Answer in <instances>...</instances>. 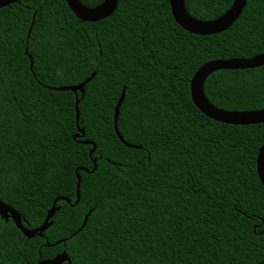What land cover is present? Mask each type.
Returning <instances> with one entry per match:
<instances>
[{"label":"trees","instance_id":"16d2710c","mask_svg":"<svg viewBox=\"0 0 264 264\" xmlns=\"http://www.w3.org/2000/svg\"><path fill=\"white\" fill-rule=\"evenodd\" d=\"M77 1L86 9L103 2ZM233 1L183 5L209 22ZM263 52L264 0H247L228 30L205 37L174 22L169 0H117L95 23L76 19L64 0L0 9V202L27 230L43 224L55 201L59 209L33 239L0 218V264H38L63 252L71 264H264L256 173L264 124L216 123L189 90L206 63ZM92 75L82 98L49 89ZM123 89L116 128L135 148L114 131ZM203 93L222 111L264 110V66L217 71Z\"/></svg>","mask_w":264,"mask_h":264},{"label":"water","instance_id":"95a60500","mask_svg":"<svg viewBox=\"0 0 264 264\" xmlns=\"http://www.w3.org/2000/svg\"><path fill=\"white\" fill-rule=\"evenodd\" d=\"M68 9L74 15V17L84 23H95L103 19H107L110 17L117 8V0H103V2L93 9H86L82 7L77 0H64ZM247 0H234L230 8L227 10L225 14L220 16L219 18L209 21V22H201L191 18L185 11L183 0H169L170 13L174 20V22L185 32L196 35V36H211L222 33L228 30L240 17ZM18 0H0V9L8 7L12 4H17ZM98 7H101L98 10ZM30 33V30H29ZM28 33V36H29ZM25 54H27L25 52ZM264 66V52L256 57L250 59H234V60H226V61H211L200 67L191 77L189 83L190 90V98L194 107L205 117L208 119L223 125H231V126H252V125H260L264 124V110L260 111H251V112H226L219 110L212 106L205 98L203 93V85L205 80L213 73L221 70H251L257 69ZM29 69L32 70V61L30 60ZM89 77L84 82L77 86L73 87H61V88H49L51 91L55 92H71L75 94L76 92L80 93L81 98L84 96V87L85 85L91 81L92 77ZM125 96V89L122 90L120 97L116 103L114 108L113 115V126L114 131L116 133L117 138L121 143H123L128 148H135L123 142L120 138L116 123L119 115V108L123 102ZM80 98V99H81ZM75 123L78 132L80 133V138L84 137V133L81 129L78 128V103L80 99L75 97ZM75 137H78L76 135ZM82 144L84 145H92L89 141H85ZM95 146H92V150L89 152V157L92 155ZM138 149V147H136ZM96 169V160H93V170ZM85 171V169H82ZM256 173L258 180L264 190V143L258 150V155L256 158ZM79 185L80 178L77 176L76 183V202L77 205L79 201ZM61 201H64L69 204V201L65 198H61ZM56 202V201H55ZM55 202L53 203L51 209L47 212L46 217L44 219L43 224L34 230H27L22 226V220L19 214L0 202V218L6 223L8 220H11L15 225L17 230H19L22 235L27 239H33L35 237H42L43 233L51 226V218L53 215L59 210L55 207ZM90 213H88L84 219L80 230L85 226L86 221ZM38 264H71L69 257L65 252L56 255L51 260H46L39 262Z\"/></svg>","mask_w":264,"mask_h":264},{"label":"bare ground","instance_id":"6f19581e","mask_svg":"<svg viewBox=\"0 0 264 264\" xmlns=\"http://www.w3.org/2000/svg\"><path fill=\"white\" fill-rule=\"evenodd\" d=\"M101 9V7H98V10H100Z\"/></svg>","mask_w":264,"mask_h":264}]
</instances>
